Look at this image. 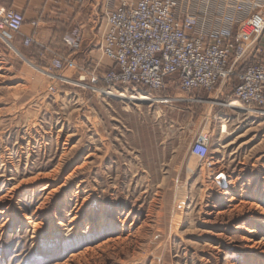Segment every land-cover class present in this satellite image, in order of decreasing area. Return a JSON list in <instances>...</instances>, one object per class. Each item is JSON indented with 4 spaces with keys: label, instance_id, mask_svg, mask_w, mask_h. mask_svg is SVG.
<instances>
[{
    "label": "rangeland",
    "instance_id": "1",
    "mask_svg": "<svg viewBox=\"0 0 264 264\" xmlns=\"http://www.w3.org/2000/svg\"><path fill=\"white\" fill-rule=\"evenodd\" d=\"M48 67L0 40V264H264V119L234 79L167 80L165 104L91 92L76 69L49 93ZM201 131L224 188L189 159Z\"/></svg>",
    "mask_w": 264,
    "mask_h": 264
},
{
    "label": "built area",
    "instance_id": "2",
    "mask_svg": "<svg viewBox=\"0 0 264 264\" xmlns=\"http://www.w3.org/2000/svg\"><path fill=\"white\" fill-rule=\"evenodd\" d=\"M116 3L106 15L101 47L103 58L112 62V69L100 78L91 77L89 86L83 85L86 89L98 92L131 85L147 89L148 94H142L154 102L166 104L171 100L161 93L167 80H176L183 91L210 95L233 78L236 103L253 116L264 119V55H257L255 62L243 72H231L229 68L230 63L243 59L249 43L264 31L263 14L252 11L256 4L242 0L233 6L234 11L244 14L236 25L234 40L229 39L230 30L225 34L215 33L205 42L203 35L192 36L199 25L198 17L190 14L180 17L172 0H117ZM208 5L209 12L210 3ZM24 23L22 13L0 6V40L11 49H14V38ZM31 42V39H24L23 46L28 47ZM66 43L70 50H77L80 44L78 34L75 33ZM66 64L70 61L52 54L48 67L51 72H45L52 83L47 88L49 93L56 91L58 83H69L62 75ZM78 80L80 83L85 81L80 77ZM223 127V124L219 126L221 135ZM211 138L210 132L197 134L189 149V159H194L198 167L206 170L212 184L221 189L227 178L213 165Z\"/></svg>",
    "mask_w": 264,
    "mask_h": 264
},
{
    "label": "crops",
    "instance_id": "3",
    "mask_svg": "<svg viewBox=\"0 0 264 264\" xmlns=\"http://www.w3.org/2000/svg\"><path fill=\"white\" fill-rule=\"evenodd\" d=\"M172 1L180 17L188 14L198 17L199 25L192 36L203 35L205 42L215 33L225 34L230 30L229 39L234 40L236 25L244 17V14H239L233 9V6L242 0ZM250 1L257 5L252 11L261 12L264 16V0ZM116 2L117 0H83L82 4H76L71 1L52 3L48 0H0V6L6 10L20 12L24 16L25 23L20 33L15 36L13 46L23 52L25 59L33 63L44 60L47 65L52 54L59 55L71 61L70 71L64 72L72 73L76 69L77 78L90 82L91 77L100 78L113 66L111 61L103 58L101 47L105 18L113 6H116ZM75 33L80 38V44L77 50L72 51L66 41ZM24 39H31L30 46H23ZM263 52L264 31L249 43L241 61L230 63L231 72H243L249 62L259 54L264 55Z\"/></svg>",
    "mask_w": 264,
    "mask_h": 264
},
{
    "label": "bare ground",
    "instance_id": "4",
    "mask_svg": "<svg viewBox=\"0 0 264 264\" xmlns=\"http://www.w3.org/2000/svg\"><path fill=\"white\" fill-rule=\"evenodd\" d=\"M227 86V85H226ZM99 93H106V91H98ZM110 96H113L112 94L110 95ZM119 98H122L123 97V95H121V96H118ZM134 98H132V100H133ZM142 98H140V99H134L135 101L136 100H141ZM140 103V102H139ZM230 107H235V108H238L236 105H231ZM246 112V111H245ZM248 113V112H247ZM220 130V129H219ZM227 133V126H225L224 125V127H223V132H222V134H226ZM193 172V171H192ZM192 174V173H191ZM8 194V193H7ZM10 195V194H9ZM5 197V196H4ZM10 197V196H9ZM7 198V197H6ZM231 203V202H230ZM255 207V206H254ZM236 209V208H235ZM23 217V216H22ZM24 219L25 220H27V222H29V223H31V220L28 218V217H26V216H24ZM24 221V220H23ZM73 221V220H72ZM26 222V221H25ZM58 227H60V228H62V227H64L63 226V224L62 223H60V224H58ZM63 229V228H62ZM71 230V229H70ZM72 230H73V228H72ZM245 239V238H244ZM118 240V239H117ZM246 240V239H245ZM247 242H248V240H247ZM251 242V241H250ZM258 244H259V242H258ZM257 245V244H256ZM253 246H251V248H252ZM256 247V246H255ZM258 248V247H257ZM260 248V247H259ZM262 249V248H261ZM258 250V249H257ZM263 253V252H262ZM86 255V254H85ZM72 257H76V256H74V255H72Z\"/></svg>",
    "mask_w": 264,
    "mask_h": 264
},
{
    "label": "water",
    "instance_id": "5",
    "mask_svg": "<svg viewBox=\"0 0 264 264\" xmlns=\"http://www.w3.org/2000/svg\"><path fill=\"white\" fill-rule=\"evenodd\" d=\"M14 50V49H13ZM16 53H17V51H16Z\"/></svg>",
    "mask_w": 264,
    "mask_h": 264
}]
</instances>
